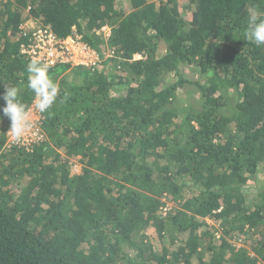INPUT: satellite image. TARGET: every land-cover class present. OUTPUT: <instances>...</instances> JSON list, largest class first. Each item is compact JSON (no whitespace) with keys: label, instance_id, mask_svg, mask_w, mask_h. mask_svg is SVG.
<instances>
[{"label":"trees","instance_id":"16d2710c","mask_svg":"<svg viewBox=\"0 0 264 264\" xmlns=\"http://www.w3.org/2000/svg\"><path fill=\"white\" fill-rule=\"evenodd\" d=\"M253 11L264 0H0V94L27 110L26 15L100 57L50 65L39 139L7 146L0 113V264H264V185L246 192L264 170ZM186 87L193 103H174Z\"/></svg>","mask_w":264,"mask_h":264},{"label":"clouds","instance_id":"9594fccd","mask_svg":"<svg viewBox=\"0 0 264 264\" xmlns=\"http://www.w3.org/2000/svg\"><path fill=\"white\" fill-rule=\"evenodd\" d=\"M37 25L48 27L30 15H26L23 22L19 25L22 34L27 37V41L29 32H31V30ZM103 28H107V34ZM97 32L104 39H107L110 33V28L103 26L99 28ZM71 34L77 35L82 41V38L76 32L70 33L68 35ZM66 36L57 37L65 38ZM244 37L247 42L254 43L257 46L264 45V17L259 16L255 11L250 13L248 28L244 33ZM25 44V41L20 43L19 52L24 57L29 59L27 54L21 52L22 45ZM69 65L71 66L70 68L80 66L71 64ZM49 67V64L41 63L37 59H32L27 65V72L29 74L27 79V88L34 93L33 103L31 106H34L35 110L39 113L47 112L55 103L58 96L59 86L50 78L48 74ZM0 100L3 101V105H0V113H2V117H6L10 121V127L7 132L11 134L12 140L15 142H20L30 127V121L29 112L19 98L18 88L14 86H4V91L2 94H0ZM40 137L38 136L36 139H39Z\"/></svg>","mask_w":264,"mask_h":264},{"label":"built area","instance_id":"2783aa9c","mask_svg":"<svg viewBox=\"0 0 264 264\" xmlns=\"http://www.w3.org/2000/svg\"><path fill=\"white\" fill-rule=\"evenodd\" d=\"M25 43L21 48L22 53L27 54L30 60L37 59L49 65L66 62L71 65L93 67L100 61L96 50L82 42L77 35L58 38L49 27L41 25L35 26L29 32L28 41ZM38 135L35 130L33 139Z\"/></svg>","mask_w":264,"mask_h":264},{"label":"rangeland","instance_id":"374dc122","mask_svg":"<svg viewBox=\"0 0 264 264\" xmlns=\"http://www.w3.org/2000/svg\"><path fill=\"white\" fill-rule=\"evenodd\" d=\"M27 20V18H26ZM107 29V28H106ZM107 33V30L105 31ZM198 94L193 90V88H183L178 90L177 99L174 101L176 103L178 100L183 104L186 105L188 103H193L192 101ZM29 112V121H30V127L26 131L23 139L20 141L21 144L28 143L26 141H29L31 138L33 139V136L35 135V129L33 128V125L39 115L38 111L35 110L34 106H30V109H28ZM36 124V122H35ZM8 131V130H7ZM38 134V133H37ZM40 137V134L38 135ZM6 138V145L9 146L14 142V140L11 139V134L9 132H6L5 135ZM77 158L73 159V168H75L76 171L79 170L80 164L76 161ZM250 186L247 188L246 192L254 193L256 192L261 186L264 185V170H259L254 178L250 181ZM208 223H212L211 218H206ZM236 246L244 245L246 247H249V245L243 244L240 240L234 241Z\"/></svg>","mask_w":264,"mask_h":264}]
</instances>
